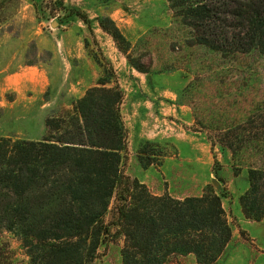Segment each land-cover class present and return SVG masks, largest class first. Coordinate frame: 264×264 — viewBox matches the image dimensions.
I'll list each match as a JSON object with an SVG mask.
<instances>
[{
	"label": "rangeland",
	"instance_id": "374dc122",
	"mask_svg": "<svg viewBox=\"0 0 264 264\" xmlns=\"http://www.w3.org/2000/svg\"><path fill=\"white\" fill-rule=\"evenodd\" d=\"M105 19L130 43L131 63L102 29ZM110 67L124 90L123 174L155 194L214 190L233 229L214 264H264V219H248L240 203L249 170H264V137L235 154L218 140L264 106V52L223 54L197 43L168 0H0V136L42 139L46 119L111 80ZM116 232L93 264H123ZM0 264H30L19 235L1 228ZM171 264L198 263L190 255Z\"/></svg>",
	"mask_w": 264,
	"mask_h": 264
},
{
	"label": "trees",
	"instance_id": "16d2710c",
	"mask_svg": "<svg viewBox=\"0 0 264 264\" xmlns=\"http://www.w3.org/2000/svg\"><path fill=\"white\" fill-rule=\"evenodd\" d=\"M168 1L197 43L223 54L264 52V0ZM100 24L131 63L122 31L110 19ZM109 69L111 80L101 78L72 110L46 119L42 139L0 136V228L19 235L30 264H93L113 226L124 239L123 264H171L190 255L198 264L216 263L233 238L218 193L157 195L123 174L124 90ZM220 133L218 140L233 154L264 137V106ZM153 144L147 142L141 154ZM248 177L242 210L261 221L264 170L250 169Z\"/></svg>",
	"mask_w": 264,
	"mask_h": 264
},
{
	"label": "crops",
	"instance_id": "0c3cea01",
	"mask_svg": "<svg viewBox=\"0 0 264 264\" xmlns=\"http://www.w3.org/2000/svg\"><path fill=\"white\" fill-rule=\"evenodd\" d=\"M164 194V193H163ZM157 195H162V194H157ZM172 195V194H171ZM174 196V195H172ZM174 197H177V196H174ZM184 197H187V196H184ZM184 197H177V198H184Z\"/></svg>",
	"mask_w": 264,
	"mask_h": 264
},
{
	"label": "water",
	"instance_id": "95a60500",
	"mask_svg": "<svg viewBox=\"0 0 264 264\" xmlns=\"http://www.w3.org/2000/svg\"><path fill=\"white\" fill-rule=\"evenodd\" d=\"M53 26H57V22H55V23L53 24Z\"/></svg>",
	"mask_w": 264,
	"mask_h": 264
}]
</instances>
